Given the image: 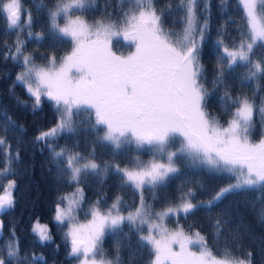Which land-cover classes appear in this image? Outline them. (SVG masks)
Wrapping results in <instances>:
<instances>
[{"label": "snow or ice", "instance_id": "snow-or-ice-1", "mask_svg": "<svg viewBox=\"0 0 264 264\" xmlns=\"http://www.w3.org/2000/svg\"><path fill=\"white\" fill-rule=\"evenodd\" d=\"M238 2L244 23L237 26V36L221 25L213 41L211 0L202 6L200 0H168L163 6L157 0H128L118 13L96 0H51L50 6L37 7L47 15L37 32L32 31V8L23 0H0L6 31L15 32L11 44L3 41V59L20 69L10 91L24 88L31 105L14 99L33 115L45 102L53 108L54 123L37 127L31 143L42 154L48 152L49 171L56 170L58 182L75 185L73 192L57 197L52 220L77 264H122L124 249L137 264H254L251 250L243 246L246 235L253 238L251 229L234 226L233 209L224 204L229 195L255 191L251 207L264 226V96L259 103L256 99L264 58L255 55L257 48L264 49V0ZM169 20L171 26H166ZM25 34L38 45L50 38V50L26 51ZM120 40L134 50L118 54L114 41ZM63 44L70 47L58 56ZM37 55L45 62L38 63ZM238 67L244 71L237 73ZM237 80L239 90L232 83ZM250 83L251 93L246 90ZM213 101L226 120L210 111ZM0 116V180L6 179L0 183V214H6L17 203L13 164L20 162V149L12 150L7 134L17 135L19 145V135L27 129L6 111ZM82 134L86 151L78 150ZM61 139L66 142L60 144ZM139 153L149 158L143 160ZM205 170L229 182L202 199L198 193L204 185L193 177ZM110 176L117 177L118 187L133 191V204L120 195L108 202L104 185ZM89 177L101 186L90 203L84 195ZM181 177L175 201L157 197V189ZM198 212L205 213L207 234L202 225L180 223L181 217L187 221ZM170 219L175 227L168 225ZM3 227L0 219V239ZM30 232L41 247L55 244L49 224L39 217ZM109 234L122 237L114 240L112 259L104 248ZM130 234L136 236L135 245ZM0 264H47V258L22 249L11 224L9 239L0 246Z\"/></svg>", "mask_w": 264, "mask_h": 264}, {"label": "trees", "instance_id": "trees-1", "mask_svg": "<svg viewBox=\"0 0 264 264\" xmlns=\"http://www.w3.org/2000/svg\"><path fill=\"white\" fill-rule=\"evenodd\" d=\"M51 0H23V3L27 7H31L33 11V17L36 23L33 26L32 31L37 32L41 30V25L46 24L47 15L44 11H37V7L43 3L44 5L50 6ZM98 6L103 7L105 4L108 5L109 10L114 13H118L121 7L128 6V0H96ZM158 5L163 6L168 3V0H157ZM175 4L176 0H172ZM201 6L203 5V0H200ZM95 14H99L98 12ZM243 10L238 0H226L223 6L220 5V0H211V26H212V40L216 38L217 29L221 25L227 30L231 36H237V26L243 25L244 21ZM91 18V17H90ZM235 20L237 23H232ZM171 20L168 21L166 26H171ZM179 27V25H177ZM47 31V28H44ZM15 39L14 31H6L5 21L0 17V113L7 112L18 124H22L27 132L19 135V139L22 141L19 145L17 144V135H14L12 131L7 134V140L10 142L12 150L15 151L17 147L20 149V162L18 164H13V167L17 169L18 176L17 188L15 191V196L17 203L14 211H9L6 214H0V219L3 220V238L0 239V246L4 244L5 241L9 239V228L11 224L16 225V235L20 238L21 247L27 251H35L36 253H43L47 258V264H77V261L73 258L68 257L67 248L62 240V230L59 228L55 222L52 220L55 202L58 196L65 192L71 191L75 188V185L68 186L63 181H57L55 179L56 170L53 168L49 171V154L45 150L43 154L37 150L35 146L32 145L31 141L37 127L46 128L54 123V114L52 105L48 102L43 104V110L38 111L35 115L32 114L30 107H24L18 104L17 99L27 102L31 105L32 100L29 99L23 87L16 86L14 91H10V86L13 85L15 81V75L20 71L19 67L12 61L8 60L5 62L3 59V54L7 49L3 46V41L7 40L9 44ZM24 39L27 41L26 51H32L39 47L40 52L49 51V44L51 39H45L42 45H38L35 38H28L24 35ZM117 43L120 46L121 51H126L129 49L130 45L126 42L119 41ZM226 43H230L226 40ZM68 44H63L57 49V55L62 56L65 51L69 49ZM119 48V47H117ZM256 57L264 58V49L257 48L255 52ZM206 62H209V58H205ZM37 62L43 63L39 56L37 55ZM211 71V64L209 63V72ZM244 69L238 67L236 69L237 73L243 72ZM233 87L239 90V82L232 81ZM261 86V91L257 94L256 99L259 103L260 97L264 96V78L259 81ZM252 84H249L248 90L251 93ZM210 111L214 114L221 115V108L219 105L213 101L210 104ZM256 118V117H254ZM221 119L226 120L227 117L221 115ZM3 117L0 116V125L3 124ZM0 134H3L0 132ZM88 139H92L91 133L87 134ZM258 138V137H256ZM81 143L80 151H86L84 134L80 137ZM65 139L59 141L60 144H64ZM69 144L72 140H67ZM3 147L0 146V167H3ZM127 153V150H125ZM129 155H137L135 152L129 153ZM141 159H147L148 155L146 153H139ZM107 158V155L105 156ZM123 159V158H122ZM12 178V177H7ZM180 179H174L169 182V185L164 188L157 189V197L163 198L167 197L169 200L175 201L177 197V186L181 183ZM193 179H198L203 185L204 190L199 192L200 198H206L213 194L218 188L226 183L228 179L220 175L210 174L206 170L198 171ZM0 183H6V179L0 180ZM188 185H185L187 187ZM101 186L97 183L96 179L93 177L88 178V184L84 187V195L86 200L90 203L96 198V191ZM2 191V188H0ZM104 191L107 193L108 202H112V198L115 195H120L129 205L133 204L134 193L130 188H120L117 184V177L110 176L107 179V183L104 185ZM145 196L151 199V193L145 192ZM257 193L255 191H249L246 195H229L224 201V204L231 205L233 209V219L234 226L236 224H242L250 227L251 235L245 236L243 240V246L246 250H251L253 254L254 264H264V226L257 223L256 210L251 207V201L255 200ZM155 208L159 209L161 203H155ZM87 207V205H85ZM260 207L259 201L256 202V209ZM80 219H85L83 213H79ZM40 221H44L49 224L51 228L55 244H48L47 246L41 247L39 244L34 243L35 237L31 234V224L37 218ZM168 224L175 227L174 219L167 221ZM180 223L187 224L196 223L197 226L202 225L205 234L209 231V225L205 219L204 212H198L195 216H189L187 221L183 217L180 218ZM125 232L128 231L127 227L124 229ZM132 243L135 245L136 236L135 234H130ZM122 239V237H114L112 235H107L104 241V248L108 253V258L112 259L114 257V240ZM126 243V241H125ZM55 245H59L57 250ZM222 247V245H221ZM145 259H147V249L141 250ZM131 253L129 250L124 249L121 252L122 264H137L136 259L130 260ZM142 264V262H141Z\"/></svg>", "mask_w": 264, "mask_h": 264}, {"label": "rangeland", "instance_id": "rangeland-1", "mask_svg": "<svg viewBox=\"0 0 264 264\" xmlns=\"http://www.w3.org/2000/svg\"><path fill=\"white\" fill-rule=\"evenodd\" d=\"M61 23H62V21H61ZM121 41H122V40H121ZM123 42H124V41H123ZM126 43H127V42H126ZM117 47H119V48H117ZM121 48H122V47H121ZM121 48H120V46H118L117 43H114V51H116L118 54H121V53H122V54H124V55H127L130 51H133V50H134V48L131 47V46H130L129 49L126 50V51H121V50H120ZM63 55H64V54H63ZM148 158H149V157H148ZM148 158H147V159H148ZM147 159H146V160H147ZM144 160H145V159H144ZM73 191H74V189L71 190V191L65 192V193H63V194L71 193V192H73ZM63 194H62V195H63ZM53 214H54V213H53ZM83 220H84V219H81V221H83ZM34 221H35V220H34ZM34 221H33V222H34ZM33 222H32V223H33ZM40 222H41V223H45L44 221H40ZM167 223H168V222H167ZM31 225H32V224H31ZM168 225H169L170 227H173V226H171L170 224H168Z\"/></svg>", "mask_w": 264, "mask_h": 264}]
</instances>
